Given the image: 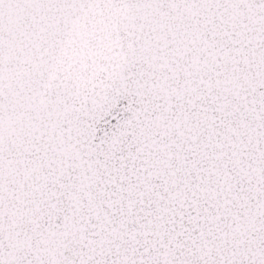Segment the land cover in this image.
<instances>
[{"label":"snow or ice","instance_id":"snow-or-ice-1","mask_svg":"<svg viewBox=\"0 0 264 264\" xmlns=\"http://www.w3.org/2000/svg\"><path fill=\"white\" fill-rule=\"evenodd\" d=\"M0 264H264V0H0Z\"/></svg>","mask_w":264,"mask_h":264}]
</instances>
